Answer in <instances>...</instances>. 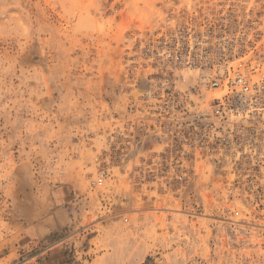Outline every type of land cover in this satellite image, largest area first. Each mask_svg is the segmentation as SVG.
<instances>
[{"label": "rangeland", "instance_id": "rangeland-1", "mask_svg": "<svg viewBox=\"0 0 264 264\" xmlns=\"http://www.w3.org/2000/svg\"><path fill=\"white\" fill-rule=\"evenodd\" d=\"M184 1L0 0V264H264V164L170 192L135 125Z\"/></svg>", "mask_w": 264, "mask_h": 264}, {"label": "built area", "instance_id": "built-area-1", "mask_svg": "<svg viewBox=\"0 0 264 264\" xmlns=\"http://www.w3.org/2000/svg\"><path fill=\"white\" fill-rule=\"evenodd\" d=\"M147 53L135 125L159 148L152 175L183 192V164H230L235 179L264 164V0L174 2Z\"/></svg>", "mask_w": 264, "mask_h": 264}]
</instances>
